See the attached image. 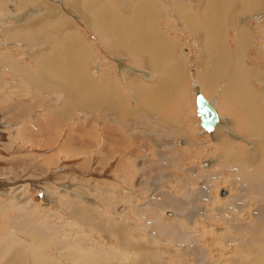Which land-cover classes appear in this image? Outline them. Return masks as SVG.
Wrapping results in <instances>:
<instances>
[{"label": "rangeland", "instance_id": "1", "mask_svg": "<svg viewBox=\"0 0 264 264\" xmlns=\"http://www.w3.org/2000/svg\"><path fill=\"white\" fill-rule=\"evenodd\" d=\"M70 1L69 4L72 5L73 2ZM117 1L119 0H111L118 15H130L138 11L146 15V10L141 8L138 0H124L123 5ZM141 1L145 3L150 0ZM182 1L153 0L152 8L149 7L150 13L155 17V30L161 37L153 39L148 36L145 46H152L149 60L160 67L159 76L151 80L140 76L141 79L139 78L135 86L147 89V86H154L157 79L167 80L168 77L163 74L168 75L172 69L176 70L172 76L179 79V82L172 86L175 88L174 93L157 110L163 119L178 123L181 129H185V133L190 131L194 135L191 134L194 144L202 141L191 148L183 137H179L182 143L177 144L178 137L174 136L171 129L156 122L163 119L153 117L148 101L152 98L154 101L155 96L146 90V94L143 92L142 96L147 99L141 103L146 112H137L132 116L115 115L112 112L107 116L106 113L99 112L100 114L94 116L90 109L85 112L72 108L71 111L77 112V115L71 116L68 121L55 116L56 110L61 109L63 104L70 103L62 97V89L57 83L72 84V80L66 77L67 81H63L59 75L58 78L53 67L39 71L38 76L30 69L39 70V64L35 61L40 56L38 54L44 51L38 45L41 40L46 43L51 33L54 35L51 38L54 39L53 42H58L63 36L62 29L56 27L58 23L48 21L44 23L46 29L43 32H50L45 36L49 39L43 41L30 36L25 38L26 43L15 41V34L3 31L2 24L9 26L23 22L16 11H25L28 6L18 8L15 7L17 0H0V6L5 8L0 10V57L14 64L21 63L24 68L29 67L27 71H23L24 78L17 74L20 72L19 68L13 70L14 66L11 64L8 71L0 69V203L2 201L5 207L4 211L0 210V264H30L27 253L31 250L37 253L39 264H264V97L258 96L259 91L264 90V0H255L253 8H249L253 12L250 15L252 17L246 18V22H251L253 29L248 30L242 68L253 72V87L245 78L240 91H235L233 87L227 88L223 80L218 79L215 82V85L218 84L216 87L214 85L207 88L204 86V77L205 66L210 65V59H213L215 51L221 46H224L223 62L227 71L231 72L236 66L235 63H238L235 59L239 43L237 29L242 23L241 16L244 15L239 6L243 7L244 3H248L245 0ZM215 1H219L218 5H214ZM64 7L63 11L59 8L60 12L65 19L70 13L71 23L74 22L71 24L67 21V26L77 36L85 38L88 47L86 58L82 63L80 60V73L96 78L101 69L109 68L111 76H116L113 77L117 83L116 90L127 96L128 104L121 109L132 106L138 110L139 104L132 101L124 87L125 83L120 84L118 81L121 78L116 69H119L116 65L118 62L116 59V63L113 62V58L109 57L112 53L106 47V35L102 33L100 40L94 27L86 24V17L76 11L69 12L68 4ZM15 8L16 11L12 13L16 15V19L12 15V18L7 19L8 23L3 22L9 16L10 9ZM5 11L9 13L5 15ZM210 13L215 17L209 22L211 31L200 27L204 15ZM87 15L96 16L90 11ZM190 15L194 16V21L190 20ZM27 17L25 24L32 30L40 28L45 20L40 13ZM183 20H187L186 23ZM176 25L178 28L174 27ZM197 43L203 46L204 51L194 45ZM55 46L57 45L53 46L54 51ZM142 47L144 48L143 45ZM128 51L127 55L122 53L124 64L129 62L132 66L129 63L127 65L136 69H149L143 65L146 54L133 53L134 49ZM204 53L210 55L204 56ZM104 56L107 58H103ZM212 64L216 65L215 61ZM192 72L198 79L197 89L205 91L213 101L216 100L218 111L224 116V122L217 128L216 135L209 136L197 130L198 118L194 111L193 95L196 82L193 81ZM30 74L32 77H29ZM31 78L33 79L30 80ZM125 79L130 81L129 76ZM53 82L57 85L52 86ZM74 84L78 82L74 81ZM250 94L259 110L262 106L261 118L242 114L241 98ZM122 102L123 100L120 103ZM227 121L231 124H227ZM251 122L263 130L262 134L255 132L250 126ZM142 129L155 130L159 135L145 134ZM128 131L136 135V138L128 136ZM94 134L99 135L97 139ZM115 134L131 140V144L126 147L125 157L122 147H112L116 145L112 141ZM216 137H226L227 143L223 141L216 146ZM73 140L78 148H73ZM230 143H233L235 149L223 150L221 146L228 145L231 148ZM231 153H235V156ZM235 160H242L243 163L238 164V168L231 169ZM203 161L208 162L205 168L202 166ZM120 163L121 166H118ZM221 187L229 191L223 199L218 196L217 191ZM176 197L180 201L174 199ZM183 204L189 206L183 207ZM223 204H228L226 209ZM77 212L80 213L79 216ZM257 230L259 232L256 241L254 232ZM80 234L84 240L75 242Z\"/></svg>", "mask_w": 264, "mask_h": 264}, {"label": "bare ground", "instance_id": "2", "mask_svg": "<svg viewBox=\"0 0 264 264\" xmlns=\"http://www.w3.org/2000/svg\"><path fill=\"white\" fill-rule=\"evenodd\" d=\"M69 1L70 0H48L46 2H44L43 0H17V4L16 6L18 8H22L24 6H28V8L25 10V11H16V8L13 10V9H10V13L9 12H6L5 11V15H7L9 13V16L6 17L5 19H3L2 21L3 22H6L8 23L9 21H7V19L9 18H12L14 16V18L16 19V15H13L14 13H12L13 11H16L18 14H19V18L23 21V22H20V23H14L12 25H6L5 23L2 24V27H3V31H7L11 34H15L17 40L15 41H18V42H23V43H26L25 41V38L26 37H30L32 36V38H39V39H43L46 40V39H49V38H46L45 36L47 34H49L50 32L47 31L46 33L43 32L45 29H46V26L44 25V23H47L48 21L49 22H54V24H57L56 27H60L62 29V34L63 36L61 37L60 35V39L58 42H53L54 39H51L54 37L53 34L50 33V39L48 41H46V43L41 42L38 44L40 46H42L44 48V51L41 53V54H38L39 58L38 60H36L35 62H38L39 64V70H34L31 72L32 73H37V76H38V72L45 69L46 67L48 68H51L52 67L55 69L56 71V75L57 77L59 78V76L62 77L63 81L66 80V77L70 78L72 81L70 84L69 82H67L66 84H61V83H57L58 86L62 89V97L64 96V98L67 100V101H70V103H67V104H63L62 108L61 109H58L56 110V113L55 116H59V118H61L62 120L66 121L68 118H70L71 116H74V115H77V112L75 111H71L72 108H79L80 110H83V111H87V110H92L93 111V115L96 116V114H98L99 112H103V113H106V115L108 116L109 113H113V114H117V115H130L132 116V114H135L137 112H142V111H145V109L143 110L142 106H141V103L144 102L147 98L143 97V92L144 90H146L147 92H149L150 94H154L155 96V100L153 101V98L151 100H149L148 102V105L150 104L151 106V111H152V114H153V117H157L158 119H163L161 116H160V112L157 110L158 107H160L159 105L162 104V103H165V101L171 97V95L174 93V89L172 88L173 85L177 84L179 82V79H177L176 77H173L172 76V73L173 72H176V70L172 69L168 75L166 74H163L165 75L167 78V80L165 81H160L159 79H157L154 83V86H147V89H144L142 87H139L138 86H135L136 83H138V80L140 78V76H143V78L145 77L146 79H149L151 80L152 78H157V76H159L158 72H159V69L160 67H158V65H155L152 61L149 60V55L151 53V49H152V46H149V47H146L145 46V40H147V37H151L153 39L157 38V36H160L161 35H157V32L155 30V17H153V15L150 13V10H149V7L152 8L153 6V0H150L149 2H143L141 0H138V3L140 4L141 8H144L146 10V15H142L140 11H138L137 13L135 14H130L128 15L127 13L126 14H121V15H118L117 12H115V8L113 6V3L111 2V0H88L86 2H83L82 0H71L73 3L71 5V8L67 9L69 12L71 11H76V12H79L83 17H86V20H87V25L90 24L92 27H94V30H95V34L98 36V38L100 40H102V33H104L106 35V37L108 38L107 39V43H106V47L109 51H111L112 55H109V57H112L113 58V62H115L117 60L118 63H116V65L119 66V69L116 68L119 72H120V76L121 78L118 79L119 83H125V88L127 89V92L129 93L128 95H130V98L132 99V101H134V103L136 102L137 104H139V109L136 110L135 107H132V106H128L127 108L125 109H121L122 106H124L125 104H128L127 103V96L126 94L122 93V92H119L116 90L115 87V80L116 79H113V77H116V76H111V72L110 70L108 69H101V73L98 74L97 72V77H92V76H84L83 73H80L81 71V64H80V60L81 63L83 62V60L86 58V52L88 51V47H87V44H85L86 41H84L85 38H82L81 36H77L76 33L74 34V32L70 31V27L67 26L68 25V22L71 23L72 19L70 17V13L69 15H67V19H65V17L63 16V14L60 12L61 10L63 11V9L65 8V4H69ZM70 1V3H71ZM114 1V0H112ZM123 1L124 0H119L117 1V3L119 4H122L123 5ZM159 1V0H158ZM167 1V0H166ZM174 1V0H172ZM177 1V0H176ZM180 2H183L182 0H178ZM207 2L211 1L213 2V0H205ZM203 1V2H205ZM222 1V0H221ZM224 1V0H223ZM234 1V0H232ZM248 4L245 5L244 3V6L241 7V5L239 6V9L240 11L244 14H242L243 16L240 15V12H239V16H241V19H242V23L240 25H238V29H237V37L239 39V43H238V48H237V51H236V54H235V59L238 61V63H235V67H233L232 70H230L231 72L227 71L226 67H225V64L223 62V56H224V46L220 47L217 51H215V56L213 57V59L211 60L210 59V65H206L205 66V69H206V73H205V77H204V86H206L207 88L209 87H212L215 85V82L216 80H223V82L225 83V86L227 88L230 89V87H233L236 90H239L240 91V86L242 84V82L244 81L245 78L248 79L250 85L253 87V83L251 82L252 79H253V72L252 71H249L247 69H243L242 68V64H244L245 61L242 60V55H244V52L246 51V39H247V36H248V30H252V26H251V22L247 23L246 22V18H250L252 16V11H249V8H253V2L255 0H245ZM258 1V0H257ZM261 1V0H259ZM210 2V3H211ZM219 2V1H218ZM215 1L216 4L214 5H218ZM231 2V1H230ZM238 2V1H237ZM46 3V4H45ZM48 3H51L53 5H49ZM155 3V2H154ZM157 3V2H156ZM163 3V1H162ZM171 3V2H170ZM222 3V2H221ZM220 3V5H221ZM236 3V2H235ZM240 3V2H238ZM261 3V2H260ZM28 4H36L35 6H29ZM166 4V3H165ZM176 4V2H175ZM174 4V7L176 6ZM178 4V3H177ZM204 4V3H203ZM225 4V3H223ZM264 4V3H263ZM262 4V6H263ZM117 5V4H116ZM155 5H158V4H155ZM164 5V4H163ZM180 5V4H179ZM190 5V4H189ZM201 5V4H200ZM205 5V4H204ZM207 5V4H206ZM210 5V4H209ZM15 6V7H16ZM133 6V5H132ZM159 6V5H158ZM167 6V5H166ZM173 6V5H172ZM222 6V5H221ZM233 6V5H232ZM259 8L260 6L257 5ZM121 7V6H120ZM124 7V6H123ZM168 7V6H167ZM166 7V9H167ZM188 7V6H187ZM202 7V6H200ZM211 7V6H210ZM61 10H60V9ZM159 8V7H158ZM165 8V7H164ZM5 10L4 7L0 6V10ZM93 9H96V10H93ZM154 9V8H153ZM157 9V8H155ZM162 9V8H161ZM165 9V11H166ZM169 9V8H168ZM191 9V8H190ZM195 9V8H194ZM211 9V8H210ZM215 9V8H214ZM217 9V8H216ZM260 9V8H259ZM159 10V9H158ZM236 10V9H235ZM254 10V9H252ZM264 10V8H263ZM90 11L91 13L95 14L96 16H88L87 15V12ZM119 11V10H118ZM176 11V9H175ZM177 11H178V8H177ZM200 11V10H199ZM218 11V10H217ZM237 11V10H236ZM180 12V11H179ZM178 12V13H179ZM184 12V11H183ZM215 12V11H214ZM222 12V11H221ZM232 12V11H231ZM255 12V11H254ZM4 13V11H3ZM41 14L43 16V18L45 20H43V25L39 28H34L33 30L32 29H28L26 24H25V21H27V16H31V17H34L36 14ZM68 13V12H67ZM153 13V12H152ZM181 13V12H180ZM189 14V12H187ZM200 13V12H198ZM228 13V12H226ZM238 13V12H237ZM66 14V13H65ZM258 14V13H257ZM13 15V16H12ZM128 15V16H127ZM176 15V13H175ZM179 15V14H178ZM182 15V13H181ZM185 15V14H183ZM199 15V14H198ZM197 15V16H198ZM232 15V14H231ZM230 15V16H231ZM75 16V15H74ZM180 16V15H179ZM178 16V17H179ZM192 17H190L193 21H194V16L193 15H190ZM224 16H227L226 14ZM18 17V16H17ZM57 17V18H55ZM189 17V16H188ZM229 17V16H228ZM236 17V16H235ZM181 18V17H179ZM187 18V17H186ZM196 18V17H195ZM215 18V17H214ZM213 14L210 13L208 15H204V19L201 23L202 28H205L206 30H212V26L209 25V22L210 20H213ZM14 19V20H15ZM163 19V18H162ZM178 19V18H177ZM185 19V18H183ZM188 19V18H187ZM233 19V18H232ZM236 19V18H235ZM51 20H55V21H51ZM76 20V19H74ZM166 20V19H165ZM179 20V19H178ZM68 21V22H67ZM181 21V20H180ZM184 21V20H183ZM187 21V20H185ZM184 21V22H185ZM192 21V22H193ZM240 21V19L238 20ZM16 22V20H15ZM79 22V20H78ZM158 22V21H157ZM191 22V21H190ZM74 23V22H73ZM71 23V24H73ZM160 23V22H159ZM186 23V22H185ZM189 23V21H188ZM187 23V24H188ZM172 24V23H171ZM192 24V23H191ZM238 24V23H237ZM30 25V24H29ZM160 25V24H159ZM167 25V24H166ZM170 25V24H169ZM174 25V24H173ZM171 26V25H170ZM192 26V25H191ZM74 28V26H72ZM176 28V26H174ZM183 27V26H182ZM188 27V26H187ZM264 27V26H263ZM48 28V27H47ZM54 28V27H53ZM78 28V27H77ZM180 28V27H179ZM214 28V27H213ZM39 29V30H37ZM97 29V31H96ZM189 29V28H188ZM191 29V28H190ZM197 29V28H196ZM195 29V30H196ZM51 30V29H49ZM193 30V29H192ZM43 32V33H42ZM60 32V31H59ZM82 32V31H81ZM61 33V32H60ZM166 34V32H164ZM182 33V32H181ZM32 34V35H31ZM37 34H39L37 36ZM94 34V35H95ZM34 35V36H33ZM85 35V34H84ZM169 36V34H167ZM175 35V34H174ZM196 35L199 36V34L197 33ZM195 35V36H196ZM10 36V35H9ZM8 36V37H9ZM41 36H44V37H41ZM204 36V32L202 31L201 33V37ZM211 36V35H210ZM85 37V36H84ZM96 37V36H95ZM94 37V38H95ZM263 37V36H262ZM9 38H11L12 40V37L10 36ZM104 38V37H103ZM146 38V39H145ZM38 39V40H39ZM200 39V38H199ZM28 40V39H27ZM34 40V39H33ZM87 40V39H86ZM93 40V39H92ZM209 40V39H208ZM215 40V39H214ZM194 41V40H193ZM212 41V40H211ZM10 43H12L11 41H8ZM89 42V41H88ZM102 42V41H101ZM22 43V44H23ZM95 43V42H94ZM149 43V42H148ZM159 43V41H158ZM101 44V43H100ZM9 45V44H8ZM54 45H57L55 46L56 47V51H54L53 49V46ZM95 45V44H94ZM142 45L144 46V48L142 47ZM196 45V47H201L200 51L203 50V46H201V44L197 43V44H194ZM205 45V44H204ZM31 46V45H30ZM29 46V47H30ZM206 47V46H205ZM32 48V46L30 47ZM156 48V46H155ZM134 49L135 52H138L139 55H144L146 54V58L143 59V65L146 66V67H149L148 70L142 68V69H136L134 67H131L132 65L129 63V62H126L127 64L129 63L131 66L127 65V64H124L122 62L123 58H122V53L127 55L126 54V51L128 50H132ZM157 49V48H156ZM209 49V48H208ZM30 50V49H29ZM43 50V49H42ZM199 50V49H198ZM204 51V50H203ZM118 52L120 53V57H118ZM129 52V51H128ZM198 52V51H197ZM132 53V54H133ZM200 53V52H199ZM129 55H131L130 53H128ZM56 55V58H54V56ZM107 55V57H108ZM203 55V54H201ZM209 56L210 54L209 53H204V56ZM35 56V55H34ZM93 56V55H92ZM106 56H104L103 58H107ZM129 57V56H128ZM155 57V56H154ZM168 57V56H167ZM88 58V57H87ZM92 58V57H91ZM90 58V59H91ZM138 58H141V57H138ZM173 58V57H172ZM116 59V60H115ZM125 59H126V56H125ZM33 60V59H32ZM35 60V59H34ZM106 60V59H105ZM132 60V59H131ZM89 61V60H88ZM107 61V60H106ZM133 63L134 60H132ZM215 61V64H212L213 62ZM15 62V61H14ZM101 62V60H100ZM170 62V61H169ZM112 63V61H111ZM132 63V62H131ZM10 64L14 67H12V69L16 70L18 69L20 72H18L17 74L21 75L22 77L24 76L23 73L25 72L24 70L26 69V71L29 69L24 68L22 66L21 63H16L15 64L9 60H5L3 59L2 57H0V69H6L8 71L7 68H9ZM34 64V63H33ZM37 64V63H36ZM35 64V66H36ZM77 64H78V68H77ZM91 64V63H90ZM102 64V63H101ZM109 64V63H107ZM113 64V63H112ZM168 64V63H167ZM172 64V63H171ZM25 65V64H24ZM85 65H87V63H85ZM99 65V64H98ZM105 65V63H104ZM137 65V64H136ZM28 66V65H27ZM102 66V65H101ZM114 66V65H113ZM171 66V65H170ZM251 66V65H250ZM100 67V66H99ZM102 68V67H101ZM115 68V67H114ZM11 69V68H10ZM11 69V70H12ZM23 69V70H22ZM88 69V68H87ZM180 69V68H179ZM10 70V71H11ZM100 70V69H99ZM167 70V69H166ZM255 70V69H254ZM24 71V72H23ZM256 71V70H255ZM30 72V71H29ZM29 72H26V73H29ZM47 72V71H46ZM52 72V71H50ZM95 72V71H94ZM258 72V71H257ZM7 73V72H6ZM15 73V72H14ZM40 73V72H39ZM49 73V72H48ZM54 74V73H53ZM128 74V75H127ZM194 77V80L196 82V84L194 85L195 86V90H194V96L197 92L201 93L202 96L213 106V108L215 109L216 113H217V116H218V121L217 123L213 126L212 130L210 131H206L204 130L202 127H200L198 125V117L196 118L197 119V130L200 132V133H205L209 136H213L217 131H218V127L222 125V123L224 122V116L221 115L218 111V108L216 106V103L215 101L212 100L211 97H209L205 91L203 90H198L197 88H199L198 86V79L195 78V73L192 72L191 73ZM226 74H227V77H226ZM35 75V74H34ZM33 75V76H34ZM47 75V74H46ZM50 76L53 77L52 74H49ZM54 75V77L56 76ZM59 75V76H58ZM86 75V74H85ZM89 75V74H88ZM28 76V75H27ZM31 76V74L29 75V77ZM41 76V75H39ZM44 76V75H42ZM119 76V77H120ZM129 76L130 77V81L127 80L125 78ZM176 76V75H175ZM32 77V76H31ZM47 77V76H46ZM192 77V78H193ZM24 78V77H23ZM27 78V77H26ZM48 78V77H47ZM56 78V77H55ZM57 78V79H58ZM33 78H31L30 80H32ZM36 79V78H35ZM129 79V78H128ZM141 79V78H140ZM153 79V80H154ZM165 79V78H164ZM197 79V80H195ZM255 79V78H254ZM53 80V78H52ZM61 80V79H60ZM36 81V80H35ZM34 81V82H35ZM67 81V80H66ZM69 81V79H68ZM74 81H77L78 84H74ZM116 81V82H118ZM221 82V81H219ZM44 83V82H43ZM55 82H53L51 85L53 86ZM203 83V82H202ZM38 84V82H37ZM57 84H54V85H57ZM20 85V84H19ZM216 85H218L216 83ZM215 85V87H216ZM222 85V84H221ZM244 85V84H243ZM249 85V86H250ZM224 86V85H223ZM41 87V86H40ZM43 87V86H42ZM120 87V86H119ZM221 87V86H220ZM243 87V86H242ZM219 88V87H218ZM226 88V89H227ZM238 88V89H236ZM8 89V88H7ZM53 88H51L52 90ZM223 89V88H222ZM209 90V89H208ZM224 90H225V87H224ZM223 90V91H224ZM243 90V89H242ZM39 91V90H37ZM122 91V90H121ZM229 91V90H228ZM19 93V92H18ZM37 95H38V92H36ZM145 93V92H144ZM231 93V92H230ZM235 93V92H234ZM24 94V93H23ZM146 94V93H145ZM228 94V93H227ZM226 94V95H227ZM253 94V92L251 93ZM249 95V96H246L245 98H241V106H242V109H243V116H250L251 114L252 115H255L256 118H261V113H262V106H261V109L259 110V108L255 105V101L252 97V95ZM22 95V94H21ZM36 95V94H35ZM60 95V94H59ZM232 95V93H231ZM230 95V96H231ZM234 95V94H233ZM237 95V94H236ZM228 96V95H227ZM255 98L257 97L256 94L254 95ZM259 97L263 96L264 97V90L263 91H259V94H258ZM238 97V96H237ZM262 97V99H263ZM230 98V97H229ZM233 98V96H232ZM231 98V99H232ZM61 99V98H59ZM58 99V100H59ZM160 99V100H159ZM237 99V98H236ZM7 100V99H6ZM120 100V101H119ZM121 100H123L122 103ZM260 100V98H259ZM35 101V100H34ZM233 101V100H232ZM227 102V101H226ZM235 102V101H234ZM260 102V101H259ZM236 104V103H235ZM49 105V104H48ZM164 105V104H163ZM215 105V106H214ZM60 106V105H59ZM226 106V105H225ZM238 106V105H237ZM236 106V107H237ZM58 107V106H57ZM194 107H195V103H194ZM235 107V108H236ZM78 109V110H79ZM12 110V109H11ZM230 110V109H229ZM240 110V109H239ZM147 111V110H146ZM145 111V112H146ZM195 111V109H194ZM134 112V113H133ZM235 112V111H234ZM18 113V112H17ZM100 114V113H99ZM102 114V113H101ZM145 114V113H143ZM196 115V113H195ZM197 116V115H196ZM236 116V114H235ZM57 118V119H59ZM255 118V120H256ZM0 119H1V113H0ZM93 120H95L94 118H92ZM100 119V118H99ZM231 119V118H230ZM229 119V120H230ZM91 120V119H90ZM111 120V119H109ZM113 121H115L114 119H112ZM173 120V119H172ZM68 121V120H67ZM96 121V120H95ZM231 121V120H230ZM59 122V121H58ZM78 122V121H77ZM105 122V121H104ZM117 122V121H116ZM115 122V123H116ZM156 122L158 123H163L165 126H167L169 129H171V131L173 132L174 136L175 137H178L176 138V143L177 144H181V140L179 139V137H183V139L185 140L186 144H189V147H193V146H196V145H199L200 143L196 142V144L193 143V139H192V136H194L192 133V136L190 134V131H187V133H185V129H181V127L179 126L178 123H174V121H169V120H157ZM239 122V121H238ZM262 121H260L261 123ZM98 123V122H97ZM193 124V123H192ZM227 124H231V122L227 121ZM106 125V124H105ZM183 125V124H182ZM188 125V124H187ZM97 126V125H96ZM118 126V125H117ZM235 126V125H234ZM250 126L252 128H254L255 132L257 133H261L262 134V131L261 129H259L257 127V125H254L253 122L250 123ZM71 127V126H70ZM109 127V126H108ZM120 127V126H119ZM185 127V126H184ZM232 127V126H231ZM95 128V127H93ZM90 127V129H93ZM105 128V127H103ZM115 128V127H114ZM218 128V129H217ZM263 128V127H262ZM112 129V128H111ZM117 129V128H116ZM122 129V128H120ZM95 130V129H94ZM98 130V129H97ZM108 130V129H107ZM119 130V129H118ZM140 130V129H138ZM96 131V130H95ZM115 131V130H114ZM122 131V130H121ZM124 131V130H123ZM133 132V130H131ZM141 131H143L145 134H148V135H159L158 132H156L155 130H150V129H142ZM227 131V130H226ZM91 132V131H90ZM99 132V131H98ZM102 132V128H101V131L100 133ZM130 133L129 131L127 132V134H129L128 136H131L133 138H136L135 136L136 135H133V133ZM137 132V131H136ZM254 132V131H253ZM92 133V132H91ZM104 133V132H103ZM117 133V132H116ZM224 133V132H223ZM227 133V132H226ZM240 133V132H239ZM99 134V133H98ZM120 134V133H119ZM119 134H115V138L112 140L113 143L116 142V145L115 146H112V147H115V148H118L117 146H119V148H121V150L124 149L123 151V157H125V153H127L125 150H126V147L131 144V140L128 139V137H121ZM122 134V133H121ZM225 134V133H224ZM237 134V133H236ZM92 135V134H91ZM90 135V136H91ZM113 135V134H112ZM111 135V136H112ZM216 135V134H215ZM93 136V135H92ZM95 136V134H94ZM99 136V135H96L95 138ZM102 136V135H100ZM105 136V134H104ZM111 136H108V137H111ZM117 136V137H116ZM138 136V135H137ZM241 136V135H240ZM72 137V136H71ZM70 137V138H71ZM103 137V136H102ZM161 137V136H159ZM173 137V136H172ZM233 137V136H232ZM231 137V138H232ZM244 137V136H243ZM73 138V137H72ZM217 138V137H216ZM215 138V139H216ZM246 138V137H245ZM245 138H243L245 140ZM97 139V138H96ZM104 139V138H103ZM112 139V138H111ZM175 139V138H174ZM209 139V138H208ZM211 139V138H210ZM235 139V137H234ZM242 139V138H241ZM2 140V135H1V132H0V141ZM89 140V139H88ZM134 140V139H133ZM183 140V141H184ZM262 140V139H261ZM74 141V140H73ZM106 141V140H105ZM162 141V140H161ZM218 143H216V146L217 144L219 145L220 142H223L224 143H227V138L226 137H219L217 138L216 140ZM246 141V140H245ZM70 142V141H69ZM72 142V141H71ZM139 142V141H138ZM175 142V141H174ZM238 142V141H237ZM240 142V141H239ZM247 142V141H246ZM245 142V143H246ZM252 142V141H251ZM250 142V143H251ZM264 142V141H263ZM162 143V142H161ZM184 143V142H183ZM244 143V142H243ZM248 143V142H247ZM254 143V142H253ZM257 143V142H256ZM72 144L74 145L73 148L75 149V147H77L76 145V142L74 141V143L72 142ZM82 144V143H81ZM238 144V143H237ZM107 145V144H106ZM209 145V144H208ZM231 145V148H228V145H223L221 146L223 148V150L225 149H235V146L233 145V143H230ZM248 145V144H246ZM88 146V145H86ZM213 146V145H212ZM215 146V147H216ZM136 147V145H135ZM140 146L137 144V148H139ZM220 147V146H218ZM249 147V146H248ZM78 148V147H77ZM83 148V147H82ZM85 148V147H84ZM89 148V147H88ZM91 148V146H90ZM118 148V149H119ZM159 148V147H158ZM213 148V147H212ZM217 148V147H216ZM252 148V146H251ZM73 149V150H74ZM112 149V148H111ZM141 149V148H140ZM254 149V147H253ZM253 149H251L253 151ZM262 149V148H261ZM264 149V148H263ZM262 149V150H263ZM77 150V149H76ZM137 150V149H135ZM142 150V149H141ZM140 150V151H141ZM78 151V150H77ZM88 151V150H87ZM211 151V150H210ZM79 152V151H78ZM110 152H114V151H110ZM144 152V151H143ZM88 153V152H87ZM184 153V152H183ZM0 154H2L1 152V149H0ZM109 154V153H108ZM129 154V153H128ZM232 154V153H231ZM257 154V153H256ZM103 155V154H102ZM260 156V154H258ZM1 156V155H0ZM99 156V155H98ZM138 156V155H137ZM140 156V155H139ZM185 156V155H184ZM232 156L234 157L235 156V153L232 154ZM255 156V155H254ZM253 156V157H254ZM263 156V155H262ZM132 157V156H131ZM157 157V156H156ZM106 158V157H105ZM122 158V157H120ZM256 158V157H255ZM258 158V157H257ZM121 160V159H120ZM245 161V160H244ZM118 162V161H117ZM123 162V160H122ZM121 162V163H122ZM119 163V162H118ZM121 163L118 165V166H121ZM125 163V161H124ZM124 163H123V166H124ZM243 163L242 160L240 161H237L235 160V163L233 162L231 164V169H234L235 167H237V165ZM249 163V162H248ZM262 163V162H261ZM253 164V163H252ZM194 165V164H193ZM235 165V166H234ZM261 164H259V167ZM117 166V165H116ZM126 166V165H125ZM202 166H208V162L206 161H203L202 163ZM230 166V165H229ZM263 166V165H262ZM192 168V167H191ZM210 168V167H209ZM230 168V167H229ZM241 168V167H239ZM244 168V167H243ZM242 168V169H243ZM241 169V170H242ZM246 171V169H244ZM251 170V169H250ZM264 170V169H263ZM226 171V170H225ZM255 171V170H254ZM230 172V171H229ZM239 172V170H238ZM243 173H247V172H243ZM248 174V173H247ZM192 175V174H191ZM250 175V174H249ZM256 175V173H255ZM256 177V176H255ZM258 177V176H257ZM250 178V177H249ZM258 178H261V177H258ZM224 179V178H223ZM262 179V178H261ZM260 179V180H261ZM264 179V177H263ZM226 180V179H225ZM250 180V179H249ZM177 181V180H176ZM263 181V180H262ZM230 182V181H229ZM231 183V182H230ZM3 186V185H2ZM210 186V185H209ZM225 186V185H224ZM184 188H186V185L184 186ZM210 188V187H209ZM236 188V187H235ZM224 190L222 193H220V190ZM3 190V189H1ZM236 190V189H235ZM181 191V190H180ZM190 191V190H189ZM218 196L223 199L225 198L229 191L228 189H225L223 187L219 188L218 190ZM264 191V190H262ZM168 193V192H167ZM192 193V192H191ZM205 193V192H204ZM186 195V194H185ZM230 195V194H229ZM209 197V196H208ZM239 197V196H238ZM176 199L177 201H180V199L178 197L174 198ZM228 199V198H226ZM236 200V198H235ZM153 201V200H151ZM156 202V204H159L158 201L154 200ZM229 203L232 201H228ZM218 203V202H217ZM235 203V202H234ZM238 203V202H236ZM242 203V202H241ZM250 203V202H249ZM75 204V203H74ZM257 205V204H256ZM259 205V204H258ZM20 206V205H18ZM159 206V205H158ZM161 206V205H160ZM187 205L183 204V207H186ZM189 206V205H188ZM187 206V207H188ZM222 206V205H221ZM228 204L224 205L223 204V207L227 208ZM237 206V205H236ZM239 206V205H238ZM237 206V207H238ZM241 206V205H240ZM255 206V205H253ZM17 207V206H16ZM243 207V206H241ZM162 208V206H161ZM222 208V207H221ZM225 208V209H226ZM253 209V208H252ZM259 209V208H258ZM261 209V207H260ZM0 210L1 211H4L5 210V207H4V204H2V201L0 203ZM224 210V209H223ZM199 211V210H198ZM215 211V210H214ZM229 211V210H228ZM212 212V210H211ZM77 216L80 215L79 212H77ZM223 213V212H222ZM221 213V214H222ZM185 214V213H184ZM76 215V214H75ZM218 215V214H217ZM75 218V217H74ZM208 218V217H207ZM77 220H80L79 217H77ZM212 220H213V217H212ZM214 221V220H213ZM175 222V221H174ZM220 222V221H219ZM80 223V222H79ZM149 223V222H148ZM148 226V225H147ZM233 227V226H232ZM235 227V226H234ZM241 227V225H240ZM36 229V228H35ZM241 229V228H240ZM252 230V229H251ZM36 231V230H35ZM244 231V230H243ZM250 231V230H249ZM251 232V231H250ZM258 230L256 232H254L255 236H256V241H257V236H258ZM38 233V232H37ZM42 233V232H41ZM37 235V234H36ZM252 235V234H251ZM14 236V235H13ZM80 235L77 236V238L74 240L75 242H81L84 240V238ZM254 237L252 236V239ZM8 239V238H7ZM38 239V238H37ZM243 239V238H242ZM249 239V238H248ZM260 239V238H258ZM38 242V240H37ZM43 242V241H42ZM71 242V241H70ZM69 243V242H68ZM1 244V243H0ZM45 244V243H44ZM195 244V243H194ZM262 244V243H261ZM41 246V244H39ZM24 246V245H23ZM61 247V246H60ZM192 247V246H191ZM38 248V247H37ZM2 249V248H1ZM188 249V248H187ZM160 250V249H159ZM180 251V250H179ZM21 252V251H20ZM25 252V251H24ZM184 253V252H183ZM25 254V253H24ZM151 255V253H150ZM153 255V254H152ZM26 256V254H25ZM139 256V255H138ZM137 256V257H138ZM149 256V255H148ZM197 256V255H196ZM1 257V256H0ZM188 257V256H187ZM235 257V256H234ZM27 258L29 259V263L30 264H39V259L37 257V253L36 252H33L31 250V252L27 253ZM144 258V257H143ZM233 258V256H232ZM139 259H141L139 257ZM26 260V259H25ZM62 260V259H61ZM17 261V260H16ZM90 261V260H89ZM204 261V260H203ZM2 262V261H1ZM215 262V261H214ZM238 262V261H237ZM4 263V262H2ZM80 263V262H79ZM141 264V263H140Z\"/></svg>", "mask_w": 264, "mask_h": 264}, {"label": "water", "instance_id": "3", "mask_svg": "<svg viewBox=\"0 0 264 264\" xmlns=\"http://www.w3.org/2000/svg\"><path fill=\"white\" fill-rule=\"evenodd\" d=\"M195 113L198 117V125L206 131L212 130L218 121V116L213 106L197 92L194 96ZM224 190H220L222 193Z\"/></svg>", "mask_w": 264, "mask_h": 264}, {"label": "crops", "instance_id": "4", "mask_svg": "<svg viewBox=\"0 0 264 264\" xmlns=\"http://www.w3.org/2000/svg\"><path fill=\"white\" fill-rule=\"evenodd\" d=\"M15 6H16V4H15ZM69 7L71 8V5H70V4H68V8H69Z\"/></svg>", "mask_w": 264, "mask_h": 264}]
</instances>
